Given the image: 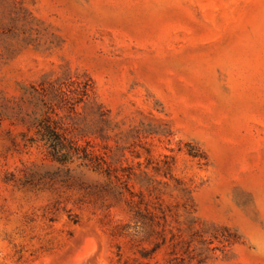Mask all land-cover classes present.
<instances>
[{
	"label": "rangeland",
	"instance_id": "1",
	"mask_svg": "<svg viewBox=\"0 0 264 264\" xmlns=\"http://www.w3.org/2000/svg\"><path fill=\"white\" fill-rule=\"evenodd\" d=\"M0 264H264V0H0Z\"/></svg>",
	"mask_w": 264,
	"mask_h": 264
},
{
	"label": "trees",
	"instance_id": "2",
	"mask_svg": "<svg viewBox=\"0 0 264 264\" xmlns=\"http://www.w3.org/2000/svg\"><path fill=\"white\" fill-rule=\"evenodd\" d=\"M39 131L40 140L44 142L47 153L53 161L67 164L79 160L83 166L92 170L101 169V164L95 160V154L78 144L65 131L60 130L49 116L39 124Z\"/></svg>",
	"mask_w": 264,
	"mask_h": 264
}]
</instances>
